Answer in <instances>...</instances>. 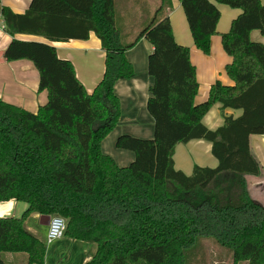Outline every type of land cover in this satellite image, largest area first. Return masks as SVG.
Segmentation results:
<instances>
[{
	"label": "trees",
	"instance_id": "trees-1",
	"mask_svg": "<svg viewBox=\"0 0 264 264\" xmlns=\"http://www.w3.org/2000/svg\"><path fill=\"white\" fill-rule=\"evenodd\" d=\"M241 11L220 36L231 59L200 104L188 48L178 45L169 21L170 0H159L150 22L128 43L117 28L116 0H31L23 14L0 4L12 38L3 57L29 61L47 103L36 114L0 99V203H24L20 218L0 219V264L5 254H24L26 264H44L45 246L25 228L31 214L66 220L63 237L96 245L85 264H201L204 243L225 250L231 264H264V206L248 194L246 177L262 167L250 137L264 135V6L259 0H180L194 47L210 53L220 13L216 5ZM93 33L104 53L103 73L88 93L70 61L51 43L86 41ZM29 35L46 41H20ZM141 40L152 46L147 73L153 79L146 110L153 138L122 135L115 147L134 160L124 168L101 152L116 127L120 103L114 85L134 70L126 52ZM240 111L208 130L202 123L214 105ZM211 144L215 168L175 170L180 144Z\"/></svg>",
	"mask_w": 264,
	"mask_h": 264
},
{
	"label": "crops",
	"instance_id": "crops-1",
	"mask_svg": "<svg viewBox=\"0 0 264 264\" xmlns=\"http://www.w3.org/2000/svg\"><path fill=\"white\" fill-rule=\"evenodd\" d=\"M30 1L0 0V4L15 14H23L28 9ZM259 1L264 6V0ZM116 2V24L122 39H124L125 31L128 32L126 38L133 39L150 22L159 4V0H116ZM170 4L171 10L168 17L173 38L178 45L189 50L190 62L195 68L198 83L194 103L200 104L207 100L210 87L216 81L225 86L233 85L225 74V66L231 59L222 49L220 36L229 31L232 21L240 15L241 11L216 5L220 18L216 26V35L210 40V53L205 55L194 47L180 0H170ZM249 38L252 42L264 46V36L258 31H251ZM11 39L4 30L0 15V99L36 114L38 109L47 103V93L38 90L39 75L31 62L25 60L7 62L4 59L3 53ZM14 39L46 43L42 38L29 35H15ZM50 45L55 48L60 59L72 63L76 78L90 93L101 79L104 68V53L95 35L90 33L86 41L70 40L66 43L58 42ZM152 50V46L144 40L128 50L126 58L133 67L134 77L130 80H120L114 85L113 91L120 103V118L116 127L102 141L101 152L111 157L120 168L127 167L134 160V154L115 147L118 137L127 135L144 140L153 138L154 123L146 110V103L150 97L149 88L153 84V79L147 73V59ZM240 113V111L229 109L222 112L220 105L217 104L205 115L202 123L208 130H215L222 126L223 116L238 117ZM250 149L262 167L256 188H264V135L251 136ZM173 163L175 170L187 176L192 173L195 166L215 168L217 165L211 155V144L203 140L178 145L174 151ZM26 208L24 203L16 201L1 202L0 219L20 218ZM40 217V215L31 214L25 221V228L44 244V264H85L93 258L96 252L95 244L66 237L48 243L46 241L47 227L40 225ZM2 260L6 264H26L24 254H5Z\"/></svg>",
	"mask_w": 264,
	"mask_h": 264
},
{
	"label": "rangeland",
	"instance_id": "rangeland-1",
	"mask_svg": "<svg viewBox=\"0 0 264 264\" xmlns=\"http://www.w3.org/2000/svg\"><path fill=\"white\" fill-rule=\"evenodd\" d=\"M127 31L124 32L123 43H128L132 38L127 37ZM258 177H246L247 190L250 198L264 206V188H256ZM204 259L201 264H231V260L227 252L216 245L204 243ZM246 264V263H242Z\"/></svg>",
	"mask_w": 264,
	"mask_h": 264
},
{
	"label": "built area",
	"instance_id": "built-area-1",
	"mask_svg": "<svg viewBox=\"0 0 264 264\" xmlns=\"http://www.w3.org/2000/svg\"><path fill=\"white\" fill-rule=\"evenodd\" d=\"M66 224V220L59 216L50 217L47 225L46 241L51 243L63 238L66 230Z\"/></svg>",
	"mask_w": 264,
	"mask_h": 264
},
{
	"label": "water",
	"instance_id": "water-1",
	"mask_svg": "<svg viewBox=\"0 0 264 264\" xmlns=\"http://www.w3.org/2000/svg\"><path fill=\"white\" fill-rule=\"evenodd\" d=\"M49 219H50L49 216H41L40 217V225L44 226V227H47V225L49 223Z\"/></svg>",
	"mask_w": 264,
	"mask_h": 264
}]
</instances>
